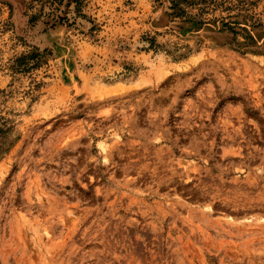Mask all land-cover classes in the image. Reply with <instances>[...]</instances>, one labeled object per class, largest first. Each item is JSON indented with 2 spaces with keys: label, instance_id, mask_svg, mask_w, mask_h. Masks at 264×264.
<instances>
[{
  "label": "rangeland",
  "instance_id": "374dc122",
  "mask_svg": "<svg viewBox=\"0 0 264 264\" xmlns=\"http://www.w3.org/2000/svg\"><path fill=\"white\" fill-rule=\"evenodd\" d=\"M0 264H264V0H0Z\"/></svg>",
  "mask_w": 264,
  "mask_h": 264
}]
</instances>
